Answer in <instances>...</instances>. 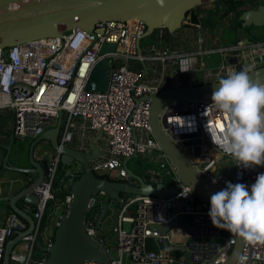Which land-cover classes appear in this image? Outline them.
I'll use <instances>...</instances> for the list:
<instances>
[{
  "label": "built area",
  "instance_id": "1",
  "mask_svg": "<svg viewBox=\"0 0 264 264\" xmlns=\"http://www.w3.org/2000/svg\"><path fill=\"white\" fill-rule=\"evenodd\" d=\"M194 25L203 28L201 21ZM146 29L147 25L141 19L100 21L92 30L76 28L58 37L0 47V110L13 113L14 136L20 139L37 137L55 126L60 117L63 119L62 144H69L76 137L78 143L75 148L91 151L92 137L100 132L96 143L101 153L91 161V167L98 176L131 182L133 179L124 169L123 161L127 157L142 155L151 164L146 173L152 183L164 180V176L172 178L174 183H181L179 191L169 197L155 194L124 197L117 224L112 228L116 233L117 257L104 244L96 226L100 215L97 208L104 201L102 193L92 196L85 219L87 232L107 247L110 264H223L237 236L215 227L208 215L210 201L197 194L191 186L182 184L177 167L163 152L150 122V97L162 90L163 77L147 80L144 69L135 68L147 60H159L163 64L169 59L181 62L189 54L161 48L157 44H152L150 53L145 54L142 40ZM157 30L160 36L164 34V28ZM105 43L116 44L115 51L102 55ZM194 53L191 52L192 55ZM212 53L222 55V63L214 72L219 80L228 72L236 71L235 65L229 62L231 57H237L243 67H251L252 70L264 66V39L238 40L231 45L197 51L201 56ZM104 56L109 58L106 90L86 89L92 70ZM193 82L196 83L194 79ZM144 96L149 98L142 100ZM160 119L166 134L198 172L212 182L215 180L221 189L226 187L227 181L250 187L256 176L264 173L262 166H237L238 161L213 143L206 130L207 123H224L225 118L211 105V99L170 102L163 108ZM191 122H194L195 130L189 127ZM58 164V159H51L50 174L33 191L39 198L33 212L37 225L15 246L12 256L16 264H36L45 259L47 253L44 257L36 255V242L41 239L44 245L50 246L54 241L55 228L61 217L55 227L52 226V231L45 235L46 242L41 231L43 227L49 228L42 221L49 203L55 199ZM184 189L185 192L192 191L183 196ZM69 198L67 196L62 201L64 205L68 204ZM109 211L104 218L111 216ZM182 219L184 224L178 225ZM171 222L173 226L163 234L160 228ZM25 229L16 213L0 225V264L6 243L17 230ZM149 240H153L158 248L149 249ZM165 244L170 247L165 248ZM178 246L185 247L190 261L186 260L185 252L176 249ZM169 250L176 251V255ZM240 257L244 258L243 264H264V242L245 240L235 264H241ZM84 264L104 263L87 260Z\"/></svg>",
  "mask_w": 264,
  "mask_h": 264
},
{
  "label": "water",
  "instance_id": "2",
  "mask_svg": "<svg viewBox=\"0 0 264 264\" xmlns=\"http://www.w3.org/2000/svg\"><path fill=\"white\" fill-rule=\"evenodd\" d=\"M217 1L220 0H165L164 5L161 6L158 0H0V47H10L40 38L58 37L62 33L76 28L92 30L98 22L109 20L141 19L147 25L145 37L160 28H166L173 32L182 26L191 10ZM238 24L243 27H264V3L242 10L238 17ZM115 49L116 44L105 43L101 54L104 55L107 52L115 51ZM229 62L235 65L236 71L243 69L237 57H231ZM142 65L145 74L148 66L146 62H143ZM108 72L109 58L104 56L92 70L86 89L105 91ZM250 75L253 81L264 82V66L253 69ZM218 81L177 85L161 90L150 97V122L154 137L160 143L163 152L177 167L182 184L191 186L197 194L208 201L213 193L222 189L201 175L166 134L162 127L160 114L163 108L173 101L211 99L213 84ZM148 98L149 96H144L142 100ZM62 120L60 117L55 126L45 130L32 141L29 146L31 166L22 167L12 163L10 156L14 134H12L10 144L0 143V153L4 156L3 166L6 169L22 172L31 178L28 185L18 193L0 196V202H8L22 223L24 221L29 223L27 229L17 230V235L6 243L2 264H14L12 252L15 246L21 242L25 235L33 232L37 225L33 216L21 209L18 202L23 199L27 204L37 206L39 198L33 194V191L50 174L52 158L58 159L62 169L65 170L61 184L64 185L66 177H68L70 198L66 212L61 216L60 223L55 229L52 245H44L41 239L37 240V249L44 250L47 257L36 264H84L87 260L110 264L107 247L87 232L88 224L85 219L89 202L94 194L102 193L107 195L109 200L121 203L124 195L155 194L159 197H169L181 188L180 182L168 186L163 179L157 184L152 183L149 176L144 179L129 167L128 162L132 157L124 159L123 167L133 181H118L98 176L91 167V161L97 159L101 153V149L96 143L100 132L92 137L91 151L79 150L60 142ZM163 122L165 123V118H163ZM43 142H47L51 147L49 149L54 153L49 156L51 151L42 147V157L37 159L35 152ZM75 164H79L80 170H83L77 180L74 178L78 171L71 168ZM100 207L101 213L96 226L102 230L101 222L111 207L105 200L102 201ZM182 224H184L183 219L178 222V225ZM172 226L173 222L160 228V231L165 234ZM244 242V238L237 236L236 243L233 244L232 250L223 264H235L242 253ZM169 247L165 244V248ZM176 249L185 252L186 260L190 261L189 253L184 246H178Z\"/></svg>",
  "mask_w": 264,
  "mask_h": 264
},
{
  "label": "clouds",
  "instance_id": "3",
  "mask_svg": "<svg viewBox=\"0 0 264 264\" xmlns=\"http://www.w3.org/2000/svg\"><path fill=\"white\" fill-rule=\"evenodd\" d=\"M158 3L163 6L165 0ZM179 70H189L187 59L181 60ZM251 72V67H243L213 84L211 105L225 122L223 127L219 121L208 122L206 128L213 143L243 168L264 167V82L253 81ZM189 127L195 130L194 122ZM190 192L184 189L182 195ZM208 215L217 228L251 243L264 242V173H259L250 187L227 181L225 188L211 195ZM243 259L240 257L241 264Z\"/></svg>",
  "mask_w": 264,
  "mask_h": 264
},
{
  "label": "crops",
  "instance_id": "4",
  "mask_svg": "<svg viewBox=\"0 0 264 264\" xmlns=\"http://www.w3.org/2000/svg\"><path fill=\"white\" fill-rule=\"evenodd\" d=\"M211 11L216 12L218 15L222 14V19L217 17L219 20V26L217 25L215 29H213V27L207 23L208 20L205 19V17L208 16ZM237 11L238 10L235 9L229 10V6L226 3H219V1H217L199 6V8L194 11V13L198 15L197 22L201 21L203 23L202 29L195 27V22L191 21L188 23H190V25L193 27L187 26L183 28L182 25L173 32H170L168 29L164 28V34L162 36L159 35L158 30H155V39L150 43L157 44L161 48H168L172 51L189 54L188 57H185V59L188 60L189 70L186 72L180 71L179 68L181 66V62H173L170 59L165 64L159 60H147L146 64L148 66V70L145 73L146 79L153 80L159 76H162V90L172 88L177 85H189L193 82V79L196 83H205L217 80L218 78L214 75V72L218 70L222 63V55L220 53L218 54L220 57V62L217 65H210L205 59L210 56L197 55V51L220 45H231L236 43L238 40H258L259 37L264 36V27L240 26L238 24V18L235 24L236 15L238 13ZM191 17L192 14L189 16V18ZM222 24L228 26L233 31V39H222L224 33ZM200 38H202V40H200ZM150 43L143 44L142 40V50L145 54L150 53ZM191 52L195 53L192 55ZM135 68L141 69L143 68V65H136ZM12 134H14V115L9 110H0V143L4 145L10 144L12 141ZM35 138L26 137L24 139H20L14 136L12 153L10 156L14 165L22 167L31 166L29 162V146ZM77 143L78 139L75 137L73 141L69 143V145L74 147ZM42 147L50 150L49 144L47 142L41 143L35 152L37 159L42 157ZM52 151L50 152L49 156L54 153ZM3 158L4 156L0 153V196L14 195L18 193L23 187L28 185L30 182V177L22 172L6 169L3 166ZM68 185L69 184L67 183L66 187H68ZM101 198H103L108 203V205L113 208L116 201L109 200L105 194H102ZM54 200L52 212L50 213V216L47 220L50 230L52 229V226L55 227L56 221L63 214L59 212L56 205L59 203L58 201L62 202L64 200L60 198H55ZM18 206L33 216V212L35 210L34 205L27 204L23 199H21L18 202ZM118 207H120V205H118ZM13 213L15 212L11 209L8 202H0V225L4 224L7 221V218ZM23 224L25 225L26 229L29 227V223L27 221H24ZM16 235L17 232L15 236ZM155 246L157 247L156 244ZM12 262L16 264V260L13 259V256Z\"/></svg>",
  "mask_w": 264,
  "mask_h": 264
},
{
  "label": "rangeland",
  "instance_id": "5",
  "mask_svg": "<svg viewBox=\"0 0 264 264\" xmlns=\"http://www.w3.org/2000/svg\"><path fill=\"white\" fill-rule=\"evenodd\" d=\"M191 14H188L186 16V18L184 19L182 25H183V28L184 27H187V26H190V27H193L190 25V23L188 22H191V18H189ZM217 17H220V19H222V14H216V12L214 11H211L208 16L205 17L206 20H208V24L211 25L213 27V29L216 28V26L218 25L219 26V20ZM223 25V30H224V33H223V40H230V39H233V31L226 25L222 24ZM259 39H264V36H261L259 37ZM153 39L151 38V35L149 36H146L143 38V44H148L150 42H152ZM219 53L217 54H212L210 55V57H207L205 58L206 61L208 62V64H218L220 62V57L218 55ZM210 58V59H208ZM148 163V160L143 157L142 155H139V156H134L130 159V161L128 162V165L131 169H133L135 172H141L145 169V165ZM73 170H77L79 171L81 169V166L79 164H75L73 167H72ZM69 186H70V183H69ZM59 203L56 205L59 212L62 213V211L64 210L65 208V205L63 204V202L61 201H58ZM52 202L50 203V206H49V209H52ZM118 212H119V207L117 205V203L115 202L113 208L111 207L110 208V212L109 213H112L111 216L109 217H106L102 220V230H99L100 232V237L103 239L104 241V244H106V246H108L110 249H111V252L113 254V256H116L117 257V252L115 250V245H116V233L113 232L112 228L117 224V216H118ZM185 218V221L187 220L186 217ZM52 230H50V228L46 229V228H42V231H41V234H42V237L44 238L45 242H46V237L45 235H47L48 233H50ZM170 253L176 255V251L174 250H169ZM36 255L38 257H44L46 255V252L44 250H41V249H37L36 250Z\"/></svg>",
  "mask_w": 264,
  "mask_h": 264
},
{
  "label": "trees",
  "instance_id": "6",
  "mask_svg": "<svg viewBox=\"0 0 264 264\" xmlns=\"http://www.w3.org/2000/svg\"><path fill=\"white\" fill-rule=\"evenodd\" d=\"M264 2V0H247V1H242V0H220L219 3H226L228 6H229V10L231 9H235V10H238L237 12V15H236V19H235V24L237 22V18H238V14L246 9L247 7L245 6V4L248 5V7H253L254 5L256 4H260ZM199 8V7H197ZM193 9L191 10L188 14H192V17H191V21L192 22H197L198 20V15L196 13H194V11L197 9ZM227 12V11H226ZM187 14V15H188ZM151 38L155 39V33H152L151 34ZM152 41V42H153ZM151 44V43H150ZM152 45V44H151ZM151 166V164L147 163L145 165V169L143 171H139V172H136L138 173L140 176H142L144 179H146L148 177V174L146 173V169ZM78 174L75 176L74 180H77L79 179L80 175L83 173V170H79L77 172ZM65 175V170L62 169V166H61V163H59L58 165V168H57V172H56V178H55V182H54V193H55V198H60V199H63L65 200L67 198V196H70V186L68 185L67 186V183L69 184V182L67 181L68 180V177H66V181L64 183V185L61 184V179L63 178V176ZM102 177H105V176H102ZM108 178V177H107ZM110 179V178H109ZM151 181V180H150ZM164 182L166 185L168 186H171L174 182L172 180V178L168 177V176H164ZM124 196H127V195H124ZM55 201V200H54ZM53 200L51 201L52 202V206H53ZM50 202V203H51ZM117 202V201H116ZM50 203L44 213V217H43V225H46L47 224V220H48V217L50 216V213L52 212V209H49V206H50ZM118 205H120L121 203L117 202ZM66 208H67V205H65V208L63 210V214L66 212ZM98 209V212L101 213V207L97 208ZM26 228V227H25ZM56 229V228H55ZM148 247L149 249H156L157 247L155 246V244L153 243L152 240H149L148 242Z\"/></svg>",
  "mask_w": 264,
  "mask_h": 264
},
{
  "label": "flooded vegetation",
  "instance_id": "7",
  "mask_svg": "<svg viewBox=\"0 0 264 264\" xmlns=\"http://www.w3.org/2000/svg\"><path fill=\"white\" fill-rule=\"evenodd\" d=\"M262 3H264V2H262ZM245 6H246L247 8H249L247 4H245ZM247 8H246V9H247ZM49 147H50V146H49ZM50 149H51V147H50ZM71 168H72V167H71Z\"/></svg>",
  "mask_w": 264,
  "mask_h": 264
},
{
  "label": "snow or ice",
  "instance_id": "8",
  "mask_svg": "<svg viewBox=\"0 0 264 264\" xmlns=\"http://www.w3.org/2000/svg\"><path fill=\"white\" fill-rule=\"evenodd\" d=\"M219 126L223 127V123L219 122Z\"/></svg>",
  "mask_w": 264,
  "mask_h": 264
}]
</instances>
